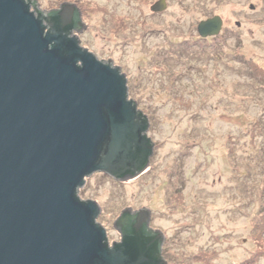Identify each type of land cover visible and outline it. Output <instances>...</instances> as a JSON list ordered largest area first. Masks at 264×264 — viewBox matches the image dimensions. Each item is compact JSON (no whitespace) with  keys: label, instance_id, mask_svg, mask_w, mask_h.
Returning a JSON list of instances; mask_svg holds the SVG:
<instances>
[{"label":"rangeland","instance_id":"1","mask_svg":"<svg viewBox=\"0 0 264 264\" xmlns=\"http://www.w3.org/2000/svg\"><path fill=\"white\" fill-rule=\"evenodd\" d=\"M35 1L75 5L80 44L121 66L148 118L149 168L126 180L95 171L78 191L99 205L109 244L121 210L143 206L166 264H264V0ZM212 16L220 31L200 36ZM178 70L190 83H171Z\"/></svg>","mask_w":264,"mask_h":264},{"label":"water","instance_id":"2","mask_svg":"<svg viewBox=\"0 0 264 264\" xmlns=\"http://www.w3.org/2000/svg\"><path fill=\"white\" fill-rule=\"evenodd\" d=\"M37 4L0 0V264H166L149 209L124 207L109 244L99 205L78 194L95 171L126 180L148 166V118L119 66L80 45L75 5Z\"/></svg>","mask_w":264,"mask_h":264},{"label":"flooded vegetation","instance_id":"3","mask_svg":"<svg viewBox=\"0 0 264 264\" xmlns=\"http://www.w3.org/2000/svg\"><path fill=\"white\" fill-rule=\"evenodd\" d=\"M85 28V27H84ZM83 28V29H84ZM73 33H75V32H73ZM77 35H78V33H77ZM80 40V39H79ZM81 45V44H80ZM100 59H103V58H100ZM112 61V60H111ZM164 62H165V64H166V60H164ZM170 64H171V69H173L174 68V70H176L175 69V67L176 66H178L179 64H180V62L179 61H175V60H172L171 62H170ZM191 64V63H190ZM113 65H116V64H113ZM153 65H155V64H153ZM117 66H119V65H117ZM194 66H192V64H191V66L189 67V68H193ZM119 68H120V70H121V72H123L124 73V75H125V77H126V73L124 72V71H122V69H121V66H119ZM189 68H187V69H189ZM186 70V69H185ZM185 70H178V73H175V77H174V79H173V81L171 82V83H174L175 82V78H177L178 80H179V83H181L182 81H183V83H185L186 81L184 80V78H185V75L184 76H181V74H183L184 72H185ZM202 71H199L196 75L198 76L199 75V73H201ZM185 74V73H184ZM146 75V73H144L143 74V76H145ZM181 76V77H180ZM143 78V77H142ZM126 80L128 81L129 79L126 77ZM137 82H136V84H138L139 85V87H142V85H140V84H142L143 83V80L140 82H138V80H136ZM185 81V82H184ZM191 81V80H190ZM140 83V84H139ZM186 83H190V82H186ZM194 82H191V84H193ZM135 84V85H136ZM128 85V84H127ZM167 85H171V84H167ZM175 85H177V82H175V84H174V86ZM196 85V84H195ZM184 86V85H183ZM197 86V85H196ZM195 86V87H196ZM168 92V91H167ZM152 154H153V152H152ZM152 156V155H151ZM151 156H150V158H149V164H148V166H150V160H151ZM146 167L141 173H139L137 176H135L134 178H136V177H138V176H140L141 174H143L149 167ZM149 222H150V215H149ZM151 228V227H150ZM155 229H157V228H155Z\"/></svg>","mask_w":264,"mask_h":264},{"label":"trees","instance_id":"4","mask_svg":"<svg viewBox=\"0 0 264 264\" xmlns=\"http://www.w3.org/2000/svg\"><path fill=\"white\" fill-rule=\"evenodd\" d=\"M242 264H247V263L245 262V263H242Z\"/></svg>","mask_w":264,"mask_h":264},{"label":"bare ground","instance_id":"5","mask_svg":"<svg viewBox=\"0 0 264 264\" xmlns=\"http://www.w3.org/2000/svg\"><path fill=\"white\" fill-rule=\"evenodd\" d=\"M206 86H208V85L206 84ZM181 107H183V106H181Z\"/></svg>","mask_w":264,"mask_h":264}]
</instances>
